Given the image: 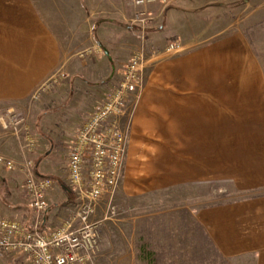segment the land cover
Here are the masks:
<instances>
[{
	"label": "crops",
	"instance_id": "obj_1",
	"mask_svg": "<svg viewBox=\"0 0 264 264\" xmlns=\"http://www.w3.org/2000/svg\"><path fill=\"white\" fill-rule=\"evenodd\" d=\"M223 1L229 12L240 4L239 17L224 18L221 30L202 31L198 42H188L193 35H187V20L192 17L183 9L187 2L191 4L189 0H172L158 21L148 25L147 42L154 48L162 50L168 44L166 38L179 37L176 40L187 49L149 70L116 198L132 200L209 182H231L242 193L254 192V196L195 209L189 215L224 264H264V68L255 53V48H264V0ZM63 3L67 15L69 5ZM159 7L151 8L154 15ZM95 8L88 17L95 29L92 46H101L102 54L73 61L66 59V47L60 43L66 34L49 23V16L41 15L34 0H0V104L27 102L62 62L67 74L58 88L61 96H43L45 101L35 105L38 115L34 126L31 121L29 125L37 138L34 151L22 150L0 117V155L20 164L31 160L37 177L53 181L44 228L56 226L72 213L75 198L67 188L66 167L74 134L83 118L104 101L135 51L131 26L126 24L133 9L126 1L114 2V17L108 19L104 10ZM119 21L127 26L124 38L115 26H123ZM64 101V108L73 103L84 111L75 125L57 137L49 119L61 109H49L47 102L57 106ZM56 151L64 154L59 165L54 160ZM25 179L24 171L8 172L0 166V222L18 219L30 229L34 215ZM0 264L32 263L0 249Z\"/></svg>",
	"mask_w": 264,
	"mask_h": 264
},
{
	"label": "built area",
	"instance_id": "obj_2",
	"mask_svg": "<svg viewBox=\"0 0 264 264\" xmlns=\"http://www.w3.org/2000/svg\"><path fill=\"white\" fill-rule=\"evenodd\" d=\"M126 3L133 9L128 22L145 33L148 25L158 18L151 8L160 5L166 9L172 0H126ZM183 48L181 42L171 41L162 50L148 49L145 45L137 49L120 69L119 80L109 89L104 101L82 120L74 134L66 167L67 188L74 195L75 206L56 226L44 228L43 222L53 181L37 177L31 160L20 164L0 155V166L5 170L24 171V190L34 215L30 229L18 219H2L0 249L10 255L24 256L32 264H98L101 221L95 217L103 202L107 213L115 214L114 200L124 176L131 125L146 86L147 71L158 62L182 53ZM100 54L101 46H93L83 50L79 58L86 61ZM56 74L41 89L49 88L65 76L60 71ZM2 121L3 127L19 140L22 150L34 151L37 138L23 112L10 110Z\"/></svg>",
	"mask_w": 264,
	"mask_h": 264
},
{
	"label": "rangeland",
	"instance_id": "obj_3",
	"mask_svg": "<svg viewBox=\"0 0 264 264\" xmlns=\"http://www.w3.org/2000/svg\"><path fill=\"white\" fill-rule=\"evenodd\" d=\"M34 1L41 15L45 18L49 16V23L52 25L56 24L58 32L66 34L60 37V43L66 47V54L68 55L66 59L83 61L79 58V54L83 50L94 46H92V42H94L95 29L92 21L89 20L91 13L98 6L99 11L104 10V19H108L111 16L114 17V2L119 0H65L69 5L67 15H65L63 10L64 0ZM51 2L55 4L52 7L50 6ZM223 2V0H189L191 4L187 5V2L184 5L183 12L192 17L191 21L187 20L189 24V27H187L189 33L187 35H193L192 40L190 38L188 42L201 41L200 35L207 28L221 30L224 18L234 21L239 17L237 10L241 6L240 4L231 7L229 12L224 8ZM163 10L161 6L159 9L157 8V16L163 13ZM229 16L230 18H228ZM86 18H88V22H86ZM119 22H122L123 26L115 24L117 30L122 34L123 31H128L125 23L123 21ZM126 24L131 26L129 37L135 44V51L143 45L146 48L148 46L149 48L157 49L147 42V30L143 33L139 26L129 22ZM158 24H161V22ZM68 33L72 36L71 39ZM124 37L125 35L123 34ZM176 39L180 38L171 37L165 40L167 43L179 41ZM253 39L255 38L253 37ZM102 44L104 43L102 42ZM95 46L99 45L95 44ZM183 49L186 50L187 48ZM255 49L256 56L264 68V48ZM62 67L63 62L57 71L63 72L65 76L59 77L56 84H51L45 90L41 89L42 83L31 94L27 102L25 101L22 104L18 102L1 103L0 117L3 118L8 115L10 110L21 111L28 117V124L31 126V121L32 126H34L38 115L35 105L42 100L45 101V96L54 93H58L60 96L63 94L58 89L67 79L66 71ZM57 71L51 75L56 74ZM148 73L149 71H147V78ZM56 75H59V73ZM118 80L119 77L117 78ZM36 95L37 97L35 98ZM65 103L64 101L54 106L52 102H47L49 109L56 107L61 109L56 111L49 119L50 124L55 125L54 132H56L57 137H61L62 131L75 125L82 117L81 114L84 111V107L74 108V104H69L68 102L69 106L66 105L67 107L64 108ZM248 103L255 102L248 101ZM43 108L40 107L38 111H42ZM250 110H252L251 107H248V111ZM53 138H55V135ZM54 156V160H57L56 165H59L63 161L64 154L56 151ZM52 172L54 173V168ZM254 195H256L254 192H240L231 182H209L156 191L132 200L117 199L115 196V214L107 213V205L103 202L100 204L95 217V220L101 221L99 227L100 252L97 260L98 264H224L216 250L212 248L204 237L202 230L191 220L189 213L202 207L238 201ZM105 216H107L106 220L104 219Z\"/></svg>",
	"mask_w": 264,
	"mask_h": 264
},
{
	"label": "trees",
	"instance_id": "obj_4",
	"mask_svg": "<svg viewBox=\"0 0 264 264\" xmlns=\"http://www.w3.org/2000/svg\"><path fill=\"white\" fill-rule=\"evenodd\" d=\"M69 190V189H68Z\"/></svg>",
	"mask_w": 264,
	"mask_h": 264
}]
</instances>
